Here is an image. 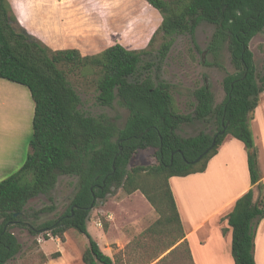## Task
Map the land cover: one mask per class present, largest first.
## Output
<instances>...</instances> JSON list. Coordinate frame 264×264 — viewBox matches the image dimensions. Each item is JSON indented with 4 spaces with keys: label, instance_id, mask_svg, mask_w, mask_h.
Returning <instances> with one entry per match:
<instances>
[{
    "label": "trees",
    "instance_id": "1",
    "mask_svg": "<svg viewBox=\"0 0 264 264\" xmlns=\"http://www.w3.org/2000/svg\"><path fill=\"white\" fill-rule=\"evenodd\" d=\"M147 1L163 15L156 32L162 31L165 40L158 50V60L147 63L146 76L131 80L140 70L146 50L128 49L119 42L91 55L82 54L78 48L52 49L20 23L9 0H0V76L26 85L35 103L34 133L26 161L17 172L0 181V264H7L22 248L11 228L27 224L28 201L43 194L53 202L52 190L62 175L77 178V189L67 210L39 226L28 225L32 233L38 234L44 228L64 239L68 229L76 228L89 240L82 255L85 264H115L89 231L88 221L98 198H105L113 187H123L128 193L140 190L160 213L156 224L146 231L155 233L156 225H173L175 235L170 246L185 245L192 259L169 179L204 171L228 134L244 144L253 185L236 200L228 215L231 253L234 264H258L256 233L264 219V183L251 118L264 84L257 81L249 43L264 30V0ZM203 21L215 25L208 48L215 53L226 46L237 72L225 75L226 97L220 104L214 103L213 91L204 84L192 92V112L182 113L176 106L172 84L156 82L151 67L161 66L175 35L188 33L195 39ZM61 63L83 71L100 69L97 100L112 106L117 99L129 110L123 127L107 115L94 116L82 110L81 96L59 67ZM211 118L216 122L212 133L183 136L178 132L182 123ZM224 124L225 133L218 135L210 148ZM149 148L156 150L157 165L128 168L136 151ZM208 148L199 161L193 162ZM141 171L148 173L153 182L146 183ZM255 186L260 191L257 199ZM54 209L51 203L33 213L37 216Z\"/></svg>",
    "mask_w": 264,
    "mask_h": 264
},
{
    "label": "rangeland",
    "instance_id": "2",
    "mask_svg": "<svg viewBox=\"0 0 264 264\" xmlns=\"http://www.w3.org/2000/svg\"><path fill=\"white\" fill-rule=\"evenodd\" d=\"M132 3L134 4L125 7L119 3L111 6L113 11L110 13V19H104L97 11L78 4H68L64 10L68 13L66 18L70 21L69 23L75 24L79 30L77 35L84 36L82 46L88 48L86 50L88 52L80 50L84 55L96 54L116 42L128 49L146 50L140 70L130 78L136 80L146 76L149 61L158 60V50L165 37L162 31L156 32L163 20V15L157 11L154 16L148 15L147 17L146 10L140 4H136L139 3L138 1L132 0ZM214 31V24L203 21L196 29L195 39H192L188 33L175 35L172 47L161 66L151 67V75L156 82L163 81L172 84L176 106L182 113L192 112L195 101L192 92L204 84H208L213 91L214 103L220 104L226 97L223 86L225 75L237 72L231 53L226 46L221 47L215 53L208 48ZM92 32L97 36L94 47L87 40V35ZM154 32H156L154 39L149 44ZM249 48L253 52L257 81L259 84H264V30L251 39ZM59 67L65 71L68 80L80 94L83 111L94 116L107 115L115 121L118 127L124 126L129 116L127 108L121 106L117 99L112 106L102 105L97 100L99 68L83 71L78 66H69L65 63L59 64ZM14 92L19 99L17 114L16 111L14 113L10 111V103L4 99L1 103L3 111L0 113H7L6 110H9V113L18 118L10 119L9 125L4 126L1 122L3 119L0 117V134L7 133L11 140L16 138L17 141H21L28 133L31 106L27 92L23 88ZM13 107L15 110V104ZM16 120H19L18 131ZM215 129L216 122L211 118L182 123L178 132L183 136H192L201 131L212 133ZM158 163L156 150L149 148L136 151L128 168L146 167ZM140 175L146 183L153 182L148 173L141 171ZM76 189L77 178L62 175L52 190L53 202L43 194L28 201L26 204L27 224L14 225L11 228L22 248L7 264H85L82 255L89 247V240L76 228L68 229L64 233V239H61L44 228L40 229L38 234H34L28 226H39L58 218L67 210ZM259 193L258 187L255 186L254 199L258 198ZM195 194L199 196L194 206L199 219L210 213L214 205L223 199L218 188H212L205 196L202 195V191L195 192ZM51 203L55 205L53 211H45L37 216L33 213L34 210ZM160 216V213L140 190L128 193L123 187H113L112 192L105 198L97 199L96 206L90 212L88 224L95 225L104 232V227L108 229L109 237H105L98 230L95 231L94 226H91L93 237L99 242L102 250L112 256L115 264H195L193 259L188 257L185 245L170 246L175 235L173 225H156L155 233L146 231L156 224ZM216 242L219 249L215 251L218 255L216 261L210 260V252L204 249L200 264H216L217 262L234 264L231 253L232 233L229 234L227 229H224V237L218 238V241L216 239ZM256 243L258 246L256 249L257 263L264 264V231L260 238L257 235Z\"/></svg>",
    "mask_w": 264,
    "mask_h": 264
},
{
    "label": "crops",
    "instance_id": "3",
    "mask_svg": "<svg viewBox=\"0 0 264 264\" xmlns=\"http://www.w3.org/2000/svg\"><path fill=\"white\" fill-rule=\"evenodd\" d=\"M136 1L139 2L136 3L137 5L140 4L146 10L145 15L147 17L148 15L154 16L158 11L147 0ZM10 2L20 23L32 35L51 48L55 50L78 48L84 52H88L86 51L88 50L87 46L85 48L82 46L84 36L77 35L79 30L75 24H70V21L66 18L68 14L64 10L66 5H83L91 8L92 11H97L100 17L102 15L104 19H110V13L113 11L110 8L111 6L117 3L123 7L134 4L132 0H10ZM87 40L94 47L97 36L92 32L87 35ZM19 88H23L27 92L30 101L31 111L28 133L21 141H17L16 138L11 140L7 133L0 134V181L17 172L23 166L30 148V140L34 133L33 116L35 103L26 85L0 76V111H3L1 103L2 99H4L10 103V111L12 113L16 111L17 114L19 99L14 91L19 90ZM8 111L6 110L7 113H0V117L3 119L1 122L4 126L9 125L10 119L18 118ZM16 128L18 131L19 120H16ZM251 128L255 139L261 180L264 183V85L263 91L260 93L259 103L252 114ZM169 183L175 197L194 263L200 264L204 249L210 252V260L216 261L218 255L215 251L218 248L215 240L217 239L218 241V238L224 237V229H227L229 234L231 233L228 215L234 209L236 200L250 188H253L244 144L231 134H228L219 146L217 153L209 159L204 171L191 173L186 176L174 175L170 177ZM212 188H218L223 195V199H220L214 205L210 213L199 219L194 208L195 201L199 199V196H196L198 194H195V192L202 191V195L205 196ZM91 226H94L95 231L98 230L101 235L109 237L110 232L108 229H104V232L95 225ZM91 226L88 224V229L92 234ZM263 231L264 219L258 227L256 238L257 235L260 238ZM257 247L256 243V249ZM256 249L255 257H257ZM216 264L219 263L217 262Z\"/></svg>",
    "mask_w": 264,
    "mask_h": 264
},
{
    "label": "water",
    "instance_id": "4",
    "mask_svg": "<svg viewBox=\"0 0 264 264\" xmlns=\"http://www.w3.org/2000/svg\"><path fill=\"white\" fill-rule=\"evenodd\" d=\"M207 86H209L208 84H207ZM226 127H227V124H224L223 125V129L222 130H220V131H218L215 135H214V138H213V141H212V144H211V146H210V148H212L215 144H216V139H217V137H218V135H220V134H224L225 133V131H226ZM210 148H208L205 152H203L198 158H196L193 162H197V161H199L200 159H201V157L210 149ZM255 196H256V194H254Z\"/></svg>",
    "mask_w": 264,
    "mask_h": 264
}]
</instances>
